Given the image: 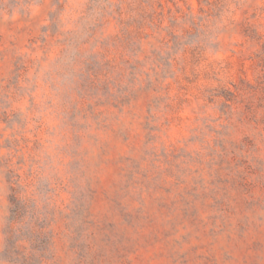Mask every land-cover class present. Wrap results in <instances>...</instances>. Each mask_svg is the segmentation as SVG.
Wrapping results in <instances>:
<instances>
[{
    "label": "rangeland",
    "instance_id": "1",
    "mask_svg": "<svg viewBox=\"0 0 264 264\" xmlns=\"http://www.w3.org/2000/svg\"><path fill=\"white\" fill-rule=\"evenodd\" d=\"M0 264H264V0H0Z\"/></svg>",
    "mask_w": 264,
    "mask_h": 264
}]
</instances>
